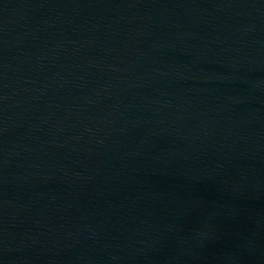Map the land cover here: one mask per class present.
<instances>
[{
  "label": "water",
  "instance_id": "obj_1",
  "mask_svg": "<svg viewBox=\"0 0 264 264\" xmlns=\"http://www.w3.org/2000/svg\"><path fill=\"white\" fill-rule=\"evenodd\" d=\"M0 264H264V0H0Z\"/></svg>",
  "mask_w": 264,
  "mask_h": 264
}]
</instances>
